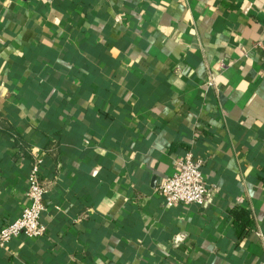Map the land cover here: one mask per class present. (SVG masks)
Wrapping results in <instances>:
<instances>
[{
    "label": "crops",
    "instance_id": "obj_1",
    "mask_svg": "<svg viewBox=\"0 0 264 264\" xmlns=\"http://www.w3.org/2000/svg\"><path fill=\"white\" fill-rule=\"evenodd\" d=\"M264 0H0V264H264ZM209 82H211L209 84ZM187 155L213 194L167 208Z\"/></svg>",
    "mask_w": 264,
    "mask_h": 264
},
{
    "label": "built area",
    "instance_id": "obj_2",
    "mask_svg": "<svg viewBox=\"0 0 264 264\" xmlns=\"http://www.w3.org/2000/svg\"><path fill=\"white\" fill-rule=\"evenodd\" d=\"M258 46L264 56V42H258ZM42 162V157L34 153L26 176L28 204L16 218L0 227V248L21 235L36 238L46 233L47 227L41 221V215L46 209L44 195L47 189L46 181L41 177ZM201 163V160H193L187 155L176 162L173 174L159 182L156 192L163 198L167 208L178 204L202 205L209 201L213 189L205 182Z\"/></svg>",
    "mask_w": 264,
    "mask_h": 264
}]
</instances>
